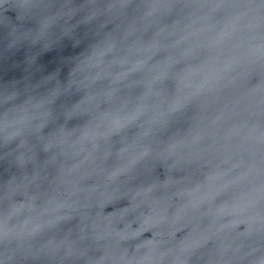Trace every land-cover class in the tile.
I'll use <instances>...</instances> for the list:
<instances>
[{
  "label": "water",
  "instance_id": "obj_1",
  "mask_svg": "<svg viewBox=\"0 0 264 264\" xmlns=\"http://www.w3.org/2000/svg\"><path fill=\"white\" fill-rule=\"evenodd\" d=\"M0 264H264V0H0Z\"/></svg>",
  "mask_w": 264,
  "mask_h": 264
}]
</instances>
